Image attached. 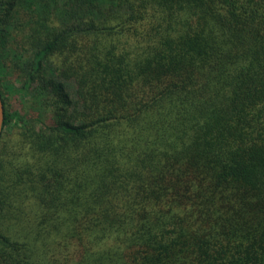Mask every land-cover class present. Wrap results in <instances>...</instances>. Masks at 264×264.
<instances>
[{"label":"trees","instance_id":"1","mask_svg":"<svg viewBox=\"0 0 264 264\" xmlns=\"http://www.w3.org/2000/svg\"><path fill=\"white\" fill-rule=\"evenodd\" d=\"M0 264H264V0H0Z\"/></svg>","mask_w":264,"mask_h":264},{"label":"water","instance_id":"2","mask_svg":"<svg viewBox=\"0 0 264 264\" xmlns=\"http://www.w3.org/2000/svg\"><path fill=\"white\" fill-rule=\"evenodd\" d=\"M3 105H2V102H1V97H0V135H1V132H2V126H3Z\"/></svg>","mask_w":264,"mask_h":264}]
</instances>
